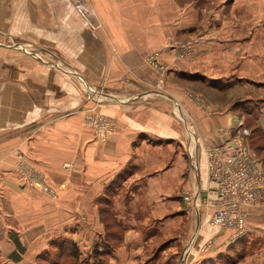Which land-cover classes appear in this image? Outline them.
<instances>
[{
	"label": "crops",
	"instance_id": "obj_1",
	"mask_svg": "<svg viewBox=\"0 0 264 264\" xmlns=\"http://www.w3.org/2000/svg\"><path fill=\"white\" fill-rule=\"evenodd\" d=\"M242 2L259 0L219 7L239 10ZM194 4L186 11L176 0H89L84 18L69 0H0V264H37L54 238H73L60 217H82L77 227L96 218L103 233L98 216L106 210L122 233L111 264H224L238 243L264 237L263 202L245 209L238 239L209 222L206 150L229 137L231 115L244 114L228 105L206 114L184 90L197 80L217 91L216 80H244L223 73L229 57L247 51L241 16L198 17ZM214 23L233 26L217 31ZM184 41L188 58L167 53ZM149 48L164 52L171 76L161 94L143 61ZM85 88L108 99L114 126L101 143L77 113ZM22 158L44 170L55 200L20 183Z\"/></svg>",
	"mask_w": 264,
	"mask_h": 264
},
{
	"label": "rangeland",
	"instance_id": "obj_2",
	"mask_svg": "<svg viewBox=\"0 0 264 264\" xmlns=\"http://www.w3.org/2000/svg\"><path fill=\"white\" fill-rule=\"evenodd\" d=\"M176 1L181 4V9H185L186 11L190 10L188 8L189 4L193 6L196 3V6L191 8V10L197 12L198 17H205L206 15L208 19L210 17L222 18L223 16L238 15L244 19V45L247 55L245 54L242 56L243 58L239 57V59L233 56L229 57L232 58L233 66L228 67L230 68L228 70L229 72L223 73V76L237 71L239 76L245 77V79H237L236 76H229L222 80H216V85L222 88V91L215 89L209 90L197 80L196 83H186L191 88L185 89L184 92L206 114H212L216 110H219L220 107H224V105H228L230 112L233 114L238 112L244 114L231 115L233 116V121L227 127L228 136L232 138L239 137L247 145L248 149L254 155L255 160L258 162L263 178L255 205L260 204V202L264 203V0H259L257 4L255 2L254 6L242 2V8H239V10L233 8L230 11L219 7L220 0H214L213 3L207 0ZM87 9L89 11L88 17H90L89 0H87ZM253 19H260V23H254ZM201 26L203 28L205 24ZM213 26V30L219 31L222 28V31L226 32L233 25H216L214 23ZM173 42L174 39L167 37L164 45H172ZM151 48L144 55L143 61L152 75V88L161 94L167 90V84L171 81V76L167 71V66L164 61V52L157 50V53H153L155 50ZM167 53H170L177 59H186L192 55L193 50L190 43L185 42V45L168 49ZM237 59L238 61L236 62ZM227 64L228 62L224 63L225 68ZM94 91L92 88L84 89L85 102L77 110V113L81 115V121L85 129L91 132L94 140L101 143L105 141L106 135L112 131L114 125L109 116L108 108L104 106L105 102L108 101L104 97V91L96 95ZM259 117H262L260 118L261 120H259ZM17 165L21 166L25 177L28 178V181L25 180L26 185L24 186L36 190L48 199L55 200L58 197L57 187L49 183L43 169L31 165L24 161L23 158L20 164L17 163ZM62 166L67 169L70 164L63 163ZM34 180H40L42 186L46 185L51 189L50 193L48 191H42L40 188H33L31 183ZM184 199L189 201V196L185 195ZM60 218L64 222L66 220L68 221V228L73 234V238H65L64 236L54 238V240L56 239L58 241V246L53 248L52 251L53 264H95L98 261L111 264L112 253L120 244L118 239L122 233L110 226L112 217L108 214V210L98 216L100 224H103V233L101 230H97L101 226H98L99 224L96 218L93 219L95 220V225L92 222V217H83V227H77L80 224L78 218L82 219V217L68 216L66 219L63 217ZM88 225H90V230H88ZM82 230H84V234ZM77 231L79 232L77 233ZM54 232L60 233L56 230ZM247 242L248 240H245V243L242 242L240 246L237 245L234 249L232 248L230 254L223 256V259L226 258L224 264H234V262H237V264H264V237ZM254 253L260 259L258 263H255V261L248 263L242 260L244 257Z\"/></svg>",
	"mask_w": 264,
	"mask_h": 264
},
{
	"label": "built area",
	"instance_id": "obj_3",
	"mask_svg": "<svg viewBox=\"0 0 264 264\" xmlns=\"http://www.w3.org/2000/svg\"><path fill=\"white\" fill-rule=\"evenodd\" d=\"M69 1L77 13L84 18L88 17L87 0ZM153 53H157V50ZM206 159L208 194L212 208L209 222L230 231L231 239H238L245 233V209L257 203L262 171L254 155L239 137H228L223 143L208 147ZM15 172L19 181L26 185L25 180L28 181V178L20 165H16ZM40 182L34 180L32 187L50 193L51 189L42 186ZM211 245L212 240L206 241L202 250Z\"/></svg>",
	"mask_w": 264,
	"mask_h": 264
},
{
	"label": "trees",
	"instance_id": "obj_4",
	"mask_svg": "<svg viewBox=\"0 0 264 264\" xmlns=\"http://www.w3.org/2000/svg\"><path fill=\"white\" fill-rule=\"evenodd\" d=\"M59 242L61 243V241H59ZM57 244H58V241L56 239L55 240L53 239L50 242V250L48 252H46V253H42L38 257L37 264H53V256H52L53 253H52V251H53V248H56V246H58ZM104 245H105V243H104ZM238 246H240V243H238ZM95 264H107V263H105L103 261H98Z\"/></svg>",
	"mask_w": 264,
	"mask_h": 264
}]
</instances>
